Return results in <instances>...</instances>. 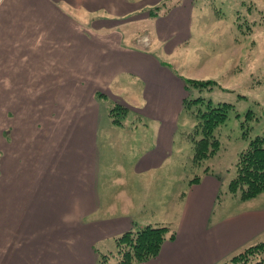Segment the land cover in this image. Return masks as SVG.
Here are the masks:
<instances>
[{"label": "crops", "instance_id": "obj_1", "mask_svg": "<svg viewBox=\"0 0 264 264\" xmlns=\"http://www.w3.org/2000/svg\"><path fill=\"white\" fill-rule=\"evenodd\" d=\"M164 1L0 0V87L12 89L8 104L36 102L20 119L41 132L25 141L16 111L1 123L0 264H97L119 235L166 222H174L173 237L132 264H221L264 237L263 200L224 203V176L188 180L177 158L185 81L158 56L190 47L202 21L194 0H175L153 17ZM141 24L151 35L146 50L130 45L140 30L129 28ZM99 92L131 108L142 128L112 123ZM44 149L47 183L40 170L39 185L31 189L26 176L20 189L11 171L27 160L18 154L39 159ZM78 209V223L62 221Z\"/></svg>", "mask_w": 264, "mask_h": 264}, {"label": "rangeland", "instance_id": "obj_2", "mask_svg": "<svg viewBox=\"0 0 264 264\" xmlns=\"http://www.w3.org/2000/svg\"><path fill=\"white\" fill-rule=\"evenodd\" d=\"M164 2L168 6L175 0H165ZM150 10L153 17L157 16L158 11L156 9ZM192 10L194 14L198 15L197 18L201 19L202 24L200 22L198 27L202 30L195 31L191 46L182 45L176 54L169 57V60L158 56L159 61L163 64H169L168 66H170L172 62V69L175 68L177 75L184 76L182 77L183 81H185L187 73L192 75L187 77L191 80L213 81V84L205 87L193 85H185L184 87L183 111L176 119L177 158L181 159L185 172L189 175L188 180L210 171L219 172L224 176L225 186L219 194V199L224 203L234 199L241 203L247 202L243 205H248L250 203L248 200L256 199L257 196L256 200L264 201V193L243 200L238 195L234 196L227 191V184L235 175V164L239 153L248 146L251 139L264 132V1L194 0ZM144 26L141 24L129 28L131 32L140 30L130 42V45L138 50H146L150 45V40L148 43L137 41L138 38L145 36L151 39L149 30L144 29ZM205 26L206 30L203 31ZM203 58H208V60L202 62ZM201 62L203 66H201ZM0 73L5 74V72ZM200 73H202V77H199ZM15 88L18 89L15 91L17 96L20 91L27 95L26 88H22V86H15ZM11 92L12 89L7 86L0 87V127L7 113L11 114L10 111H16L17 123L22 129L28 130L27 133L22 135V138L25 141L40 138L41 132L39 130H32L24 119H20L23 115L35 110L36 102L8 104L7 101H9ZM30 97L31 101L41 99V90L38 92L33 91ZM197 97L210 100L215 105L223 102L230 103L233 107L229 110L225 122L214 130V135L220 142L218 153L200 159L199 163H193V142L190 141L187 131L190 132L194 127L195 118L189 111L190 109H184V100H193ZM97 98L101 100V103L104 102L108 112L110 107L116 103L110 101L109 97L101 92L98 93ZM124 106L128 108V114L122 117L123 120H121L130 133V127L138 125L136 123L138 118L131 108L127 105ZM191 106L194 105L191 104ZM31 116L34 117L33 114ZM30 121L33 125L35 124V120ZM110 121L113 123L112 118ZM141 125H138L137 130L142 128ZM137 130L134 128L133 132L136 133ZM6 138L3 135L0 136V144L3 148H6V151L0 149V152H6L4 155L0 154L1 174H3L5 168L3 166L7 164ZM42 153V158L39 159L33 155L25 157L18 154L19 158L27 160L21 170L11 171V175L14 176L12 180L21 181L17 183V186L21 187L20 189L25 187L26 176L31 181V189H33V185H39L41 181L38 176L41 171L44 174L41 178L44 183H47V167L44 166V163L49 156V151L44 149ZM48 171L50 182V168H48ZM239 207L241 208V205ZM173 223L166 222L164 225L172 228ZM139 227L142 228V226ZM115 252L116 246L114 245L110 251L101 253V255H113ZM116 258L118 257L108 259L106 264H116Z\"/></svg>", "mask_w": 264, "mask_h": 264}, {"label": "trees", "instance_id": "obj_3", "mask_svg": "<svg viewBox=\"0 0 264 264\" xmlns=\"http://www.w3.org/2000/svg\"><path fill=\"white\" fill-rule=\"evenodd\" d=\"M165 7L166 2L155 9L161 11ZM210 84H213V81L185 79L186 86L205 87ZM232 107V104L224 102L215 105L202 97L184 100V109H190L195 118L194 127L190 132L187 131L190 141L193 142V163H199L200 159L218 153L220 142L214 135V130L225 122ZM127 111L126 106L115 103L109 109V116L113 123L120 125L123 123L122 117L128 114ZM235 166V175L227 184L228 193L238 195L243 200L264 193V132L250 140L248 146L239 153ZM198 178L199 176H196L191 180L196 181ZM173 235L174 230L170 226L159 224H149L135 231L124 232L114 239L116 252L113 255L102 254L97 264H106L108 259L115 256L118 257L116 264H132L147 260L154 257L161 244ZM221 264H264V237L236 252Z\"/></svg>", "mask_w": 264, "mask_h": 264}, {"label": "clouds", "instance_id": "obj_4", "mask_svg": "<svg viewBox=\"0 0 264 264\" xmlns=\"http://www.w3.org/2000/svg\"><path fill=\"white\" fill-rule=\"evenodd\" d=\"M79 215H80V212H79V209L77 210V214L76 215H65L62 217V221L64 223H68V224H71L73 222H79ZM70 243L72 241H69Z\"/></svg>", "mask_w": 264, "mask_h": 264}, {"label": "built area", "instance_id": "obj_5", "mask_svg": "<svg viewBox=\"0 0 264 264\" xmlns=\"http://www.w3.org/2000/svg\"><path fill=\"white\" fill-rule=\"evenodd\" d=\"M137 41L139 43H148L149 42V38L147 36L142 37V38H138Z\"/></svg>", "mask_w": 264, "mask_h": 264}]
</instances>
